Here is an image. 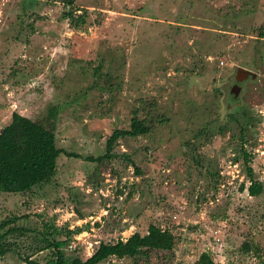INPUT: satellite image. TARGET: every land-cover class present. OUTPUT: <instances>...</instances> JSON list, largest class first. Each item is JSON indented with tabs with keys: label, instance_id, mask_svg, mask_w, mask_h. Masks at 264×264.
Returning a JSON list of instances; mask_svg holds the SVG:
<instances>
[{
	"label": "rangeland",
	"instance_id": "374dc122",
	"mask_svg": "<svg viewBox=\"0 0 264 264\" xmlns=\"http://www.w3.org/2000/svg\"><path fill=\"white\" fill-rule=\"evenodd\" d=\"M71 10L83 17L76 30L59 0H0V128L11 113L44 124L56 107L62 151L48 183L0 193V222L27 216L13 225L30 231L6 239L0 264H51L44 233L50 243L77 232L62 253L85 260L149 225L171 233V253L100 264H195L203 252L264 264V0H74ZM238 68L250 74L236 81ZM134 116L148 132L105 157ZM240 147L263 186L254 197Z\"/></svg>",
	"mask_w": 264,
	"mask_h": 264
},
{
	"label": "trees",
	"instance_id": "16d2710c",
	"mask_svg": "<svg viewBox=\"0 0 264 264\" xmlns=\"http://www.w3.org/2000/svg\"><path fill=\"white\" fill-rule=\"evenodd\" d=\"M74 0H59L68 9L64 19L72 29H78L83 23L82 16H73L71 6ZM258 39H264V27L256 31ZM55 117L56 107H50L46 115L44 124H40L25 118L18 113H11L9 122L0 128V193L24 194L31 191L34 187L44 185L56 173V159L62 154L60 149L55 146ZM148 127L143 121L135 116L130 119L128 129L114 130L105 141L104 155L107 157L114 143L120 138H135L145 135ZM222 128H220V133ZM244 136L243 129L240 128L239 137ZM241 160L244 166V175L248 182L245 188L250 197L257 196L262 191V184L255 180L252 169L248 166L250 155L246 154L240 147ZM76 157L75 155H67ZM238 157L234 158L237 161ZM138 173V172H137ZM27 216L12 217L0 222V257L13 250L6 239L9 236L20 238L24 232H30L22 227L13 224ZM4 230V231H2ZM52 232H56L55 229ZM77 232H66L64 239L48 243L46 233L43 234L42 242L46 249H51V256L54 260L51 264H100L108 258L114 257L122 259L148 258L151 252L171 253L174 239L167 230H162L154 225H149L144 235L138 233L131 234L124 241L117 240L113 243L99 242L96 249L85 260H81L75 254L66 256L62 250L69 247V240L72 234ZM56 234V233H55ZM248 251V247H243ZM26 264H38L35 261L22 258ZM195 264H214L207 253H200Z\"/></svg>",
	"mask_w": 264,
	"mask_h": 264
},
{
	"label": "water",
	"instance_id": "95a60500",
	"mask_svg": "<svg viewBox=\"0 0 264 264\" xmlns=\"http://www.w3.org/2000/svg\"><path fill=\"white\" fill-rule=\"evenodd\" d=\"M248 74H250L248 71H244L243 69L238 68L237 71H236L235 80L236 81L243 80V79H245L248 76ZM250 77L254 78V75L251 74Z\"/></svg>",
	"mask_w": 264,
	"mask_h": 264
}]
</instances>
